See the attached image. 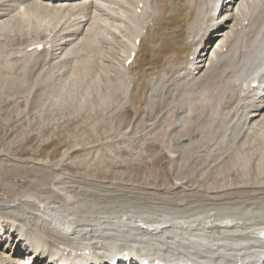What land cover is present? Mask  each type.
<instances>
[{"label":"bare ground","instance_id":"bare-ground-1","mask_svg":"<svg viewBox=\"0 0 264 264\" xmlns=\"http://www.w3.org/2000/svg\"><path fill=\"white\" fill-rule=\"evenodd\" d=\"M80 1H81V3H80ZM219 1H221V2H219ZM256 1H257V3L255 4ZM5 3H4V5H6ZM11 3L16 4V8H17V6L18 7L21 6L22 8L24 7L25 13H27V15L31 14V12H32L33 13L32 15H35V18L36 17L40 18V19L43 18L46 20V17H47V18H49V20H51V22L56 21V24L59 21V19L65 20L67 18L65 20L66 24H67V21H71V24H73L72 25L73 28H72V30H68V32L65 34L64 38H61V36L59 37L58 31H56L54 33L53 39L51 37L46 39L47 37H49V35H48L49 33L48 34H46V32L42 33V31L38 32L40 34H38L36 36L33 44H30L29 46H27L25 48L23 47L22 49H19V51H17V52L15 51L16 52V53L14 52L15 54H13L11 52L13 55H15L14 57H8L6 59L5 58L2 59V57H0L1 58L0 61L2 62V60L5 59L4 64L5 63L8 64V62L13 58L14 62L15 63L17 62L19 64V66H22V65H20L21 63L23 64V66H25V64H29V63L33 62L30 65V67L28 65V68H26V69L31 68L30 71L28 70L29 72L26 73V75H28L27 77H29L32 72H35V71L38 72L39 71V69H37L36 67L40 64L43 65L42 61L47 59L46 62L49 63L51 58L52 57L54 58V56H52V55H54L55 53H53V52L59 51L60 53H58V54L61 55V57L58 56L59 57L58 59H61V60L63 59V57H65L64 55H66L69 58L70 53H72V52L75 53L76 50L72 51L73 49L72 50L70 49L71 50L70 51L69 49L67 50L66 48L68 46H71L70 44H72L73 40H75L74 37L76 35L83 36L86 39H87L86 36H88V37L90 36L91 39H92V37H93V39L95 38L94 42H97V43H96V45L93 43L95 45V48L93 47L94 48L93 51L90 50V47L88 46L90 43L86 40L88 42L87 46L89 47L90 51H92L93 53H96L98 55V56L96 54H95L96 56L94 55V57H97L96 61L97 60L102 61L103 62L102 64H106L105 66L101 65L102 67L98 66V68L96 70L99 71V78H103L102 81H108V83H109L108 85L107 84L105 85V83H104V85H101V86L98 85V86H100L102 89H103V86L110 87L112 89V91L114 89L118 93V94H116V95H118V98H119V96H121L122 100H123L124 97H127L124 99V101L127 102L129 100V102H130V107L127 108L125 106L126 108H125V111L123 112L122 116L120 118L118 117L116 119L115 118L113 119L114 122H118L120 124V126H124V129L122 131H126L129 127H131L132 121L135 120V118L139 119V120H136L139 122V124L144 122L143 125H145V124H147V121H149V120L155 121L157 119L158 115L161 114V112H164L167 116L162 117V119L164 121L161 120V122L163 123L161 125H164V123H165L167 127H170V126H173L172 123H174V119L179 117L178 120L182 121L183 119H185V117L183 115L186 114L187 115L186 116L187 117L186 122L184 120L183 121L187 125L186 128H188V133H186V130H187L186 128H184L185 132H182L183 130L179 131L172 138L173 144L171 143V145L174 146L175 149L176 148H184V150L190 149V151H191V149L196 148L197 144H199V145L202 144V141L204 140L205 130L207 127L210 128L212 125H220V124L225 126L224 123L226 121H228V119L230 117L236 118V120L234 122L232 119H230V121H229V123H231V122L234 123V124H232V125H234L233 132H232V135L234 138L240 136L241 134L245 135L244 127L245 128L246 127L252 128L253 126L256 127L257 125L259 127V124L263 123V121H264V0H252V1H250V0L249 1H247V0H10L9 4H11ZM107 3H108V5L109 4L113 5V7H109L110 5L107 6L106 5ZM251 4H254L253 8L251 7ZM259 4H260L259 9H257V6ZM139 5H141V7H139ZM13 7H14V5H13ZM3 9H5V8H3ZM3 9L1 6V9H0V27L2 26V24H4L3 20L5 19L4 17H6V15H7L6 11ZM26 9L30 12H28ZM251 9H253V10H251ZM255 9H257V12ZM13 10H15V9H13ZM137 10H139V13L137 12ZM13 15H15V14H13ZM25 15L26 14H24V16ZM27 15L25 17H27ZM11 16H12V14H11ZM16 16H19V15H16ZM7 18L9 19V17H7ZM11 18H13V17H11ZM17 18L18 17L12 19V21H15V19H17ZM30 18L28 19V17H27L26 18L27 20L23 18L25 21H28L27 26H29L33 23V20ZM77 18H80L81 20L82 19L83 20L76 22V21H78ZM20 19H22V18L20 17ZM37 20H39V19H37ZM107 20H108V22L110 21L109 24L111 25L112 29H113V27H116L115 31L118 30L117 34H119L118 35L119 37H115V36L113 37L112 35H110L111 33H114V31L111 29H110L111 31L109 30L111 33L108 35L112 36L114 38V40L124 38L128 42L127 44L122 45V54L124 55V57L122 58V63H121V67H120L121 73H119V70H117L115 67H113V61L116 59L115 52L113 51V49L108 48L107 51L104 50L112 44V41L109 40L110 37L104 38L102 36V35H104L105 31H103V26L101 23L106 22ZM65 21H64V23H65ZM5 22H6V20H5ZM16 22H17V20H16ZM20 22H21V20H20ZM20 22H18V23H20ZM74 22H75V25H74ZM13 23L14 22H12V24ZM18 23H15V24H18ZM115 23H119L121 25L117 26V25H115ZM23 24L24 23H22V25ZM52 24H55V22H52ZM5 25L8 26L7 24H4L2 26V28H0L3 32H6V30H3L6 27ZM122 25H124L126 30H124L125 28H123ZM15 26H17V25H15ZM67 26H68V24H67ZM70 27H71V25H70ZM61 28L63 29V27H61ZM66 29L67 28H65L64 30H66ZM15 30L18 31L19 28L15 29ZM7 31H12V30L10 28V30L8 29ZM101 31H103V34L102 35L100 34V36H98V34ZM10 33H12V32H10ZM63 33H65V32H63ZM63 33H62V35H63ZM15 34L16 33L11 34V35H15ZM4 36L5 35H3L2 38H4ZM95 36H97V37H95ZM7 37L9 38V35ZM22 37H23V35H22ZM96 38H97V40H96ZM110 39H112V38H110ZM7 40H9V39H7ZM80 40L81 41H79V40L77 41L78 43L75 42V44H78L79 47L82 45L80 47V49L84 53L86 50H88V49L83 50V48H82L83 45H85L84 43H86V42H83L84 40H82V39H80ZM91 44H90V46H91ZM97 44L99 47L97 46ZM12 45H14V44H12ZM39 45L42 46V49L40 51L37 49V47ZM78 45H76L75 47H77ZM87 46H84V47L86 48ZM32 47H34V48L31 49ZM79 47H78V49H79ZM98 48L100 49V51L98 50ZM2 49L4 50V48H2ZM3 50H0V52L2 51L5 54V53H9L8 51L9 50L11 51L12 49H9V50L7 49V52H4L5 50L4 51ZM65 50L67 52L69 51L68 52L69 55H67L68 53ZM89 50L86 51L87 54H88ZM209 50H211V51L209 52ZM82 52L80 51L79 54ZM3 53L2 54L0 53V55L2 56ZM83 53H82V56L85 57V53H84V55H83ZM12 54H11V56H12ZM32 54H37V55H34V56H37V59L40 57L41 58L38 60L36 58L30 59L31 58L30 55L32 56ZM56 54H57V52H56ZM62 54H64V55H62ZM89 54H90V52H89ZM132 54L134 55L132 58V61L130 64L127 65L126 62L132 57ZM76 56L74 55L73 57L75 58ZM55 57H57V55H55ZM67 57H65V58H67ZM119 58H121V57H119ZM28 59H30L29 63H26V61ZM69 59H71V58H69ZM75 59L77 60V57ZM87 59H89V57H87L85 59H81V60L86 62V61H88ZM71 60H74V59H71ZM76 60H74V61H76ZM83 61H81V63ZM78 62H76V64H75L76 66H77ZM89 62H90V60H89ZM60 64H62V63H60ZM86 64H87V62H86ZM116 64L118 65V63H116ZM87 65H88L87 67H90L89 64H87ZM73 66L74 65H72L71 67H73ZM76 66H74V69H76V68L79 69L80 66L82 67L83 65L78 64L79 67L78 66L76 67ZM3 67H5V65ZM6 68H8V67L6 66ZM84 68H86L85 65H84L83 69ZM94 69H95V66H94ZM14 70H15V68H14ZM40 70H42V68ZM10 71H11V69H10ZM12 71H13V69H12ZM20 72L23 73L21 70H20ZM75 72H77V71L75 70ZM3 73L5 74L6 72H3ZM73 73H74V71H73ZM79 73H80V71H79ZM14 74L17 75L16 73H13V75ZM84 74H83V76H85ZM7 75H9V74H7ZM18 75H21V74H19V72H18ZM76 76H78V75L76 74ZM7 77H9V79L6 78V80L8 79L7 81L11 80L10 76H7ZM21 78L23 79L24 77H21ZM18 79H20V78H18ZM26 79L24 81H26ZM29 80H31V79H29ZM32 81H34V80L32 79ZM0 83H2V82H0ZM255 83H257V86L253 87ZM24 84L27 85L28 82L27 83L24 82ZM98 84H101V83L99 82ZM28 85H31V84H28ZM130 87H132V89ZM110 88H108V89H110ZM124 88H127V91L131 90L132 93L131 92H128V94L126 93L127 96L126 95L124 96V94L122 95L121 89H124ZM112 91H110V92H112ZM129 93L131 94V96H129ZM128 96L131 97V99H129ZM121 97H120V102L123 103L121 100ZM4 103H6V102H4ZM115 103H116V101H115ZM121 103H120V109H121V107H123L125 105V104L121 105ZM230 103H233V105L229 106ZM149 107H151V110L149 112L152 114V111L153 112L155 111L154 114H156V116H153L154 114L149 115V112L146 111V110H149L148 109ZM130 109H132V112H130ZM111 116H113V115H111ZM159 122H160V119L158 120V127H160ZM153 124H155V123H153ZM148 125H150V124H148ZM262 125H264V124H262ZM155 126H152V127H155ZM174 126H176V125H174ZM147 127H149V126H147ZM181 127H184V126L181 125L180 128ZM225 127H227V125ZM228 127H230V125ZM234 129H236V131ZM260 129H261V127H260ZM152 130H154V128ZM166 131H169V129L168 130L166 129L165 132L163 131V133L166 134ZM128 132H129V130H128ZM139 132H136V133H139ZM152 132L154 133V131H152ZM249 132H251V131H249ZM249 132L247 133V135H249ZM110 133H112V132H110ZM132 133H133V131H132ZM136 133H134V134H136ZM146 133H149V132L147 131ZM173 133H174V131H173ZM114 134H111V136ZM124 134H125V132H124ZM126 134L123 136H126ZM156 134L158 135L159 133H156ZM156 134L155 135L151 134V137H152V135H153V137H155ZM140 135H139V138H140ZM166 135H168V133ZM117 136H115V137H117ZM123 136H121V137H123ZM131 136H133V134ZM144 136L146 137V135H144ZM144 136L142 138H144ZM246 136H244V137L246 138ZM113 137L114 136H112V138ZM137 137H138V135H137ZM182 137L188 138L187 144L181 143L183 141V140H181ZM133 138L134 137H132L131 139L133 140ZM139 138H137V139H139ZM142 138H140V139H142ZM149 138H150V136H149ZM241 139H242V137H241ZM156 140H154V142H156ZM142 145H144V144H142ZM161 145H158L157 143L156 144L151 143V141H150V143H147L145 146H142V147H144L143 149L154 150V152H155L156 149L161 148ZM142 147H141V149H142ZM134 148H136V146ZM169 148H171V147L169 146ZM180 150L182 151L183 149H180ZM172 151L170 150V152H172ZM175 152H176V150H175ZM178 153H180V152H178ZM213 153H215V150ZM261 153L262 154L260 156V163L263 162L261 159L264 158V150ZM229 155L231 156V154H229ZM160 156L161 155H159V153L156 155V157H158V158H160ZM156 157H155V159H156ZM180 158L182 159L181 156H180ZM177 159H179V158H177ZM181 159H179V161ZM157 160H159V159H156V161ZM156 161L154 162L155 164H156ZM213 161H212V163H213ZM220 161H223V160L219 159V164H221ZM60 163H61V161L57 164H60ZM227 163H229V162H227ZM227 163L225 162V164H227ZM229 165H231V163ZM44 166H45V164H44ZM221 166L225 167V165H221ZM242 166H246V165H242ZM261 166L264 167V165H261ZM261 166H260V168H261ZM148 167H150V165ZM148 167H146V168H148ZM181 167H180V170H181ZM228 167H230V166H228ZM228 167H225V168L227 169ZM33 168H34V166H33ZM176 168H178V167H176ZM191 168H189V169L192 170L193 168L192 169ZM231 168H234V167H232V165H231ZM25 169H26V167H25ZM27 169H29V168H27ZM148 169H150V168H148ZM182 169H183V167H182ZM196 169H195V171H196ZM203 169L207 170L206 168H203ZM217 169H218V167H217ZM18 170H19V168H18ZM23 170H22V172H23ZM43 170H45V169H43ZM47 170L45 172H48ZM198 170H199V168H198ZM229 170H232V169L229 168ZM241 170H242V168H241ZM241 170H239L240 173L245 174V178H246V176H247L246 173L243 171L241 172ZM169 171L171 172V170H169ZM184 171H188V170H185V168H184ZM204 171H203V173L206 172V171L205 172ZM207 171L209 172V169ZM232 171H230V172H232ZM30 172H33V171H30ZM134 172H136V171H134ZM178 172L179 171H177V173ZM180 172H181V174H183L182 170ZM17 173H18V171H17ZM203 173H201V174H203ZM176 174H174V177ZM187 174L189 175V173H187ZM205 174H207V173H205ZM209 174H211V173H209ZM259 174H260V172H259ZM17 175H19V174H17ZM167 175H170V173ZM190 175L192 176L194 174L191 173ZM45 176L47 177L48 175L46 174ZM46 177H44V178H46ZM219 177H220V175H219ZM261 177H262V175H261ZM30 178L31 177H29V179ZM196 178H197V176H196ZM198 178H202V177L199 176ZM225 178H228V177H225ZM225 178L222 179V177H220V180L221 181L225 180ZM241 178H243V177H241ZM152 179H153V177H152ZM154 179H156V178H154ZM188 179H190V178H188ZM202 179H205V176ZM238 179H240V178H238ZM51 180H52V177H51ZM190 180H192V179H190ZM55 181L56 180L53 181V184ZM159 181H160V179H159ZM23 182H25V181H23ZM46 182H48V181H46ZM152 182L155 183L157 181H155V182L152 181ZM150 183H151V181H150ZM256 183H258V182H256ZM48 184L49 183H47L46 185H48ZM66 184H67V181H66ZM195 184H197V183H194V185ZM23 185H24V183H23ZM188 185H189V181L183 183L181 180L180 186H178L177 189L176 188H174V189H176L175 191H179L178 193L181 192L180 194H182V192L185 193V192L189 191L190 188L193 186V185H191V186H188ZM220 185H221V183H220ZM234 185H236V183ZM246 185H247V183H246ZM258 185H261L260 182L258 183ZM48 186H50V185H48ZM51 186H52V184H51ZM112 186L114 187L115 185H112ZM251 186L253 187V185H251ZM44 187H45V185H44ZM106 187H108V186H106ZM216 188H217V185H216ZM228 188L229 187H226V188L223 187L222 190L218 188V190H220V192L218 190H216V192L218 191V193L219 194L221 193V194L220 195L214 194L212 201L207 200L204 202L205 204L203 203V205H202V206H213L215 208H218L220 206L223 207L222 205H224V204L235 206V209L230 210L227 213L226 212L224 213L223 211L221 212L218 209L219 210L218 211L219 212L218 213V220L219 219L224 220V221L226 220L227 221L226 223L223 224V221H222L220 224L215 223L214 224L215 226H213V223L214 222L218 223L219 221H213L211 223L212 229L215 228V229H217V231H218V229H220V232L221 231L225 232V234H223V232L220 233L224 237V241L218 245L216 244L217 247H216V249L214 248L215 253H205L202 251L197 252V251H194L196 249H194V250L192 249L194 244H179L178 245L177 242L173 243L174 241H172V240L169 241L170 239L167 236L168 231L166 229V228H168V226H166L167 224L165 225L164 221H160V219L158 221H156L155 223H150V224H145L144 222L141 221V219L138 221L136 219L137 222L134 225V227H133L132 223H131L132 225H130L131 227H133V228H131V230H129V229L125 230L124 228H119V227L113 228L112 226L109 229L108 227H106V224L104 225V223H101V224L98 223L96 225H94V224L83 225V227L81 225V227H78V226H74L72 223H70V221H68L66 219L63 221H61V219H60L61 222L55 221V224L52 226V229H49L48 227H44V229L46 230V233H44L45 231L41 232L36 236V238L29 231H27L26 233H25V231H21V233L23 235L20 232H18L19 230L17 232H14V233H16V237L18 239V242L16 243V248L13 251V257H15V258H9V257H7V255L5 256V254H3V252L0 251V264H17V263L18 264H41V262H43V261L45 264H154V262H157V261H159L160 264H264V189H262V190L260 189L262 191L261 194L259 193L260 196L253 198V196H256L255 192H258L259 189L255 188L256 190H251V192H249V190L246 188H245L246 190H242L241 186H234V189L233 188L228 189ZM104 189H106V188H104ZM59 190H61V189H59ZM107 190H109V189L107 188ZM118 190H120V189H118ZM138 190H139V188H138ZM166 190L167 189H165V191ZM168 190H170V189H168ZM212 190L214 191L215 189L212 188ZM67 191H68V189L65 192H67ZM111 191H113V190H111ZM154 191H156V190H154ZM190 191H192V189ZM42 192H43V190H42ZM51 192L52 193H50L49 198L52 197L51 195L53 194L54 191H51ZM104 192H105V190H104ZM109 192H110V190L107 193H109ZM113 192H112V195L114 194ZM198 192H195V193H198ZM141 193H144V191L141 190ZM152 193H154V192H152ZM184 193H183V196H185ZM187 193H189V192H187ZM210 193H211V191H210ZM62 194H64V193H62ZM69 194H70V192H69ZM96 194L97 193H95V195ZM136 194H139V193L136 192ZM145 194H146V192H145ZM190 194H192V193H190ZM251 194H253V195H251ZM86 195H88V194L86 193ZM86 195H84V197H86ZM98 195H100V194L98 193ZM170 195H171V193H170ZM54 196H56V195H54ZM54 196L52 197V199H54ZM76 196L78 197V195L75 194V197H74L75 199H76ZM93 196L91 197L92 201H93ZM115 196H117V195H115ZM143 196H144V194H143ZM149 196L147 197V199L151 197V196L150 197ZM190 196L193 197L194 194H192ZM195 196H194V199L196 198ZM129 197L131 198V196H128L127 198H129ZM157 197H155V198H157ZM164 197H162L161 200ZM205 197H206V195H205ZM207 197H209V196L207 195ZM64 198H65V196L63 197V199ZM173 198H174V196H173ZM181 198H182V196H181ZM112 199H113V197H112ZM142 199L140 201H142ZM174 199H176V198H174ZM186 199H187V197H186ZM227 199H231V201L230 200L227 201ZM249 199H256V201H258L259 203H257V205H254L256 207L249 206V205H247L248 202L246 203V200H249ZM54 200H56V198ZM65 200H66V198H65ZM89 200H90V198H89ZM89 200H87V201H89ZM124 200H125V198H124ZM167 200H168V198H167ZM188 200H190V199H188ZM87 201H86V203H88ZM113 201H114V199L112 200V202ZM118 201H119V198H118ZM144 201L145 200L143 199V202ZM172 201H174V200H171V203H170V201L169 202L167 201V202L172 204ZM191 201H193V200H191ZM222 201H224V203ZM94 202H95V200H94ZM107 202H105V203L110 204L109 202L108 203ZM75 203L76 202L73 201V203H72L73 206ZM126 203L128 204V202H126ZM129 203H131V202L129 201ZM179 203L180 202H178L177 205H179ZM181 203H183V202H181ZM66 204H68V203H66ZM81 204H83L82 201H81ZM63 205H64V203H63ZM75 205H77V204H75ZM129 205H131V204H129ZM151 205H152V203H151ZM186 205H188V204H186ZM84 206H87V204H85ZM123 206H124V204H123ZM148 206L150 207V205H148ZM165 206L167 207L166 204H165ZM44 207H46V206H44ZM62 207L63 206H61V208ZM89 207H92V206H89ZM104 207L105 206H103V208ZM125 207H126V205H125ZM154 207H152V208H154ZM170 207H173V206H170ZM189 207H190V203H189ZM189 207H187V208L189 209ZM111 208H113V207H111ZM113 209H115V206ZM118 209H122V208L119 206ZM165 209L163 208V210H165ZM169 209L170 208H168V210ZM174 209H175V207H173V210ZM192 209H191V211H189V213L194 212V208H192ZM67 210H66V212H67ZM79 210L80 209H78V211ZM87 211L90 212V210H87ZM112 211H114V210H112ZM127 211H128V213L130 212L129 210H127ZM56 212H54V213H56ZM105 212H108V210ZM134 212H136V210H134ZM137 212L141 213L142 210L141 211L138 210ZM159 212H161V211H159ZM187 212L188 211L185 210V213H187ZM75 213H77V212H75ZM102 213L103 212L101 211V214ZM120 213H121V211H120ZM161 213H164V212H161ZM165 213H167V211ZM175 213H176V211H175ZM203 213H204V211H203ZM29 214L30 213H28V215ZM83 214H85V213H83ZM124 214H126V213H124ZM111 215H112V212H111ZM14 216L15 215H13V217ZM16 216H18V215H16ZM76 216H78V215H76ZM81 216H83V215H81ZM105 216H107L106 213H105ZM130 216H132V215H130ZM9 217H10V219L14 220V218H11V216H9ZM19 217H20V215H19ZM24 217H25V215H24ZM95 218H97V217H95ZM113 218L116 219L115 217H113ZM126 218H128V217H126ZM175 218H177V217H175ZM4 219H5V216L2 217V221H4ZM16 219H17V217H16ZM108 219L111 220V218H108ZM186 219H185V221H186ZM34 220H36V219H34ZM83 220L84 219H82V221ZM145 220H147V219H145ZM161 220H163V219H161ZM180 220L182 221L181 218H180ZM205 220H206V218H205ZM122 221H124V220H122ZM129 221H131V220H129ZM201 221H202V219H201ZM21 222H19V224ZM102 222H104V221L102 220ZM204 222H206V221H204ZM128 223H130V222H128ZM128 223L126 225H128ZM199 223H200V221H199ZM19 224H18V222H15L13 226L16 228L17 225L19 227ZM36 224H38L37 221H36ZM115 224H118V222H116ZM124 224H125V221H124ZM204 224H206V223H204ZM177 225H179V224H177ZM11 226L12 225H10V224H6V227H8L9 230L13 233V229H11ZM120 226H121V224H120ZM1 227H2V224H1ZM121 227H123V226H121ZM200 227H202V225H200ZM40 228H39V230H40ZM22 229L25 230V228H22ZM173 229L170 231L173 232L174 231ZM184 231L186 232L185 229H184ZM50 232H52V233H50ZM211 232H212V230H211ZM181 233H184V232L182 231ZM187 233H188V231H187ZM202 233H205V232H202ZM24 234H32V237L28 238V236H26V235L24 237ZM170 234H172V233H170ZM192 234H193V232H192ZM1 235L4 236L5 234L3 232L0 233V240L3 238ZM203 236H204V234H203ZM50 237L52 238V240H50ZM206 237H209V236H206ZM174 239H175V237H174ZM196 239H198V237ZM210 239H211V237H210ZM204 240H205V237H204ZM219 240H221V239H219ZM21 241H23V243L24 242L25 243H24V246L22 245L23 246L22 248H19V247H21V243H22ZM26 241H27V243H26ZM207 241H209V240H207ZM209 242H212V239ZM214 243H216V242H214ZM200 244H199V247L202 245V244L201 245ZM203 245L208 247L209 244L208 245L203 244ZM212 246H214V245H212ZM195 247H197V244ZM199 247H197V248H199ZM199 249H201V248H199ZM202 250H204V249L202 248ZM205 250H206V248H205ZM21 251L22 252L25 251V253L29 254L26 260L21 261V260L17 259V256L22 253ZM28 258H30V259L28 260Z\"/></svg>","mask_w":264,"mask_h":264},{"label":"rangeland","instance_id":"rangeland-1","mask_svg":"<svg viewBox=\"0 0 264 264\" xmlns=\"http://www.w3.org/2000/svg\"><path fill=\"white\" fill-rule=\"evenodd\" d=\"M247 1H249V0H247ZM250 1H252V0H250ZM219 2H221V1H219ZM0 3H1L0 9L2 6V9L5 8L3 10L6 11L7 15L9 14L8 16L6 15V17H4L5 19L3 18L4 24L8 25V26L5 25L6 27L3 29V30H6V32H3L0 29L2 31V32L0 31V34L2 33L3 35L6 36V37L4 36V38H2L3 35L2 34L0 35V50H3L2 48H4L5 51L4 50L3 51L7 52V49L8 50L12 49L11 51L10 50L8 51L9 53H5V54L1 51L0 53L1 54L3 53L2 56L0 55V57H2V59L3 58L6 59L8 57H14L15 55H13V54H15L17 51H19V49H22L23 47L25 48V47L29 46L30 44H33L36 36L38 34H40L38 32L42 31V33L43 32H46V34L49 33L48 34L49 37H47L46 39H48L50 37L53 39L54 33L56 31H58L59 37L61 36V38H64L65 34L68 32V30H72V28H73V26H72L73 24H71V21H67V24H68V26H67L66 21H65L67 18L65 20L59 19L57 24H56V21H52V22H55V24H52L51 20H49V18H47V17H46V20L43 18H41V19L37 18V17L35 18V15H32L33 14L32 12H31V14H28L29 15L28 16L27 13H25L24 7L22 8L21 6H19V7L17 6V8H16V4H14V3L9 4L10 0H4V1L0 0ZM4 3L6 5H4ZM80 3H81V1H80ZM256 3H257V1L255 2V4ZM12 4L14 5V7ZM106 5L109 6L110 4L108 5V3H107ZM253 5L254 4H251L252 8H253ZM259 6H260V4L257 6V9H259ZM109 7H113V5H110ZM139 7H141V5H139ZM13 9H15V10H13ZM257 9H255L256 12H257ZM251 10H253V9H251ZM28 12H30V11H28ZM137 12L139 13V10H137ZM11 14H12V16H11ZM13 14H15V15H13ZM24 14L27 15L28 19L31 17L30 19L33 20V23L31 25L27 26L28 21L24 20L27 18V17H25L26 15L24 16ZM16 15H19L22 19H20V17L16 16ZM7 17H9V19ZM11 17H13V18H11ZM16 17H18V18L15 19V21H12V19H14ZM37 19H39V20H37ZM77 19H78V21H76V22L83 20V19L81 20L80 18H77ZM5 20H6V22H5ZM16 20H17V22H16ZM20 20H21V22H20ZM64 21H65V23H64ZM12 22H14L13 23L14 25L12 24ZM18 22H20V23H18ZM15 23H18V24H15ZM22 23H24L25 25L23 24L24 25L23 26ZM109 23H110V21L108 22V20L106 22L101 23L103 26V31H105V33H104V35H102L103 31H101L98 34V36H100V34H101L104 38H106V37L112 38V39L109 38V40L112 41V44L104 50L107 51L108 48L113 49V51L115 52V56H116V59L114 60L115 62L113 61V67H115L117 70H119V73H121L120 67H121V63H122V58L124 57V55L122 54V45L127 44L128 42L124 38L114 40V38H113L114 36L119 37L118 36L119 34H117L118 30L115 31L116 27H113V29H112V27ZM4 24H2V26ZM15 25H17V26H15ZM70 25H71V27H70ZM74 25H75V22H74ZM115 25L118 26L121 24L115 23ZM2 26L0 28H2ZM122 26H123V28H125L124 25H122ZM61 27H63V29ZM10 28L12 31H7L8 29L10 30ZM17 28H19L18 31L15 30ZM65 28H67L66 29L67 31L64 30ZM110 29L113 30L114 33H111ZM124 30H126V28ZM10 32H12V33H10ZM63 32H65V33H63ZM14 33H16V34L11 35ZM62 33H63V35H62ZM108 34L112 35L113 37L108 35ZM8 35H9V38L7 37ZM22 35H23V37H22ZM86 37H87V39L83 36L76 35L74 37L75 40H73L72 44H70L72 47L68 46L69 48L68 47L66 48L67 50L68 49L69 50L73 49L72 51L76 50L75 53H73V52L72 53L75 56L78 54L76 56L77 60L75 59L76 57L75 58L73 57L74 55L72 53H70V55H69V53H68L69 51L67 52L65 50L68 53V54L67 53L66 54L69 55V58L74 59L76 61L69 59L64 54H62V55L67 57L69 60L65 57H63L62 60L58 59L59 57H61V55L58 54L60 52L55 51V52H53L55 54L52 55V56H54V58L52 57L49 63L46 62L47 59L42 61L43 65L40 64L41 66L38 65L36 67L37 69H39V71L38 72L37 71L32 72L29 77H27L28 75H26V73L29 72L31 68H29V69H26V68H28V65L30 67V65L33 63V62L29 63L30 59H35V58L37 59V56H34L37 54H32V56L30 55L31 58L29 57L30 59H28L26 61V63H29V64H25V66H23V64L21 63L20 65H22L23 67L19 66V64L17 62L15 63L13 58L8 62V64H6V63L4 64L5 59L2 60V62L0 61L1 62L0 63V76H1L0 82H2V83H0V229H1L0 233L3 232L5 234L4 236L1 235L3 238L0 240V251L3 252V254H5V256L7 255V257H9V258H15V257H13V251L16 248V243L18 242V239L16 237V233H14V232H17L19 230L18 232H20V233H21V231H25V233H26L27 231H29L36 238V236L39 233L44 232V231H45L44 233H46V230L44 229V227H48L49 229H52V226L55 224V221L61 222V221L66 219V220L70 221V223H72L74 226H78V227H81V225L83 227V225H89V224L96 225L98 223H100V224L104 223V225L106 224V227H108L109 229L112 226L113 228L119 227V228H124L125 230H128V229L131 230V228H133L134 225L136 224V222L140 219L145 224L155 223L156 221H158L160 219V221H164L165 225L167 224L166 226H168V228H166V229L168 231L167 236L170 239L169 241L172 240V241H174L173 243L177 242L178 245L179 244H194L192 249L193 250L196 249L194 251H197V252L202 251L205 253H215L214 248L216 249L217 245L224 241V237L220 233L223 232V234H225V232L224 231L220 232V229H218V231L215 228H214L215 230L212 229L211 223L213 221H219L218 223L214 222L213 226H215L214 225L215 223L220 224L222 221H223V224L226 223L227 222L226 220L225 221L220 220V219L218 220V213H219L218 211L220 210L221 212L223 211L224 213L225 212L227 213L228 211L235 209V206L224 204L225 206L222 205L223 207L220 206L218 208H215L213 206H202V205L207 200L212 201L214 194L220 195L221 193L220 194L218 193V191L220 192V190H218V188L222 190L223 187L224 188L229 187L228 189H231V188L234 189V186H241L242 190L248 189L249 192H251V190L259 189L258 192H255L256 196H253V198L260 196V194L262 193L261 190L264 189V177H263L264 176V167L261 166V165H264V158L261 159L263 162L260 163V156L262 154L261 152L264 150V125H262V124H264V121H263V123L259 124V127L257 125L256 126L257 128L253 126L252 127L253 129L248 128V127H246L247 128L246 129L244 127L245 131L244 130L243 131H244L245 135L241 134L242 136L240 135V136L234 138L232 135L234 125H232V124H234L233 122L236 120V118L230 117L228 119V121H226L224 123L225 126L227 125V127H225L222 124L212 125L210 128L207 127L205 130L204 140L202 141V144H200V145L197 144L196 148L191 149V151H190V149L184 150V148H176L175 149V147L171 145L172 138L179 131L183 130L182 132H185L184 128H186V126H187L185 124L186 118H187L186 114L183 115L185 117V119H183L185 122L183 120H182L183 122L179 121L178 120L179 117H177L176 119H174V123H172L173 126L167 127L165 123H164V125H161V124H163L161 122V120H163L162 117L167 116L164 112H161V114H159L157 117L158 120L160 119L159 125L161 128L158 127V120L157 119L155 121L154 120L150 121L148 119L149 121H147V124L143 125L144 122L139 124V122L136 121L139 119L135 118V120H133L132 124H131L133 127L130 125L131 127H129L126 131H122L124 129V126H120V124L118 122H114L113 119L114 118L116 119L118 117L120 118L122 116L123 112L125 111V108L130 107V102H129V100L127 101L128 103L126 101H124V99L127 97H124L123 100H122L121 96H119V98H118V95H116L118 93L114 89H113V91H114L113 92L110 87L103 86V89L100 87L101 85H104V83H105V85L106 84L108 85L109 83H108V81H102L103 78H99V71L96 69L98 68V66L102 67L101 65L105 66L106 64H102L103 62L98 61V60H97L98 61L97 62L96 61L97 57H94V55L96 53H93L92 51L95 48V45L97 43V42H94L95 38L93 39V37H92V39H91L90 36L89 37L86 36ZM95 37H97V36H95ZM79 38L84 40L83 42L87 43V44L84 43L85 45H83V47H82L83 50H85V49L89 50V47H90V50H92V51L89 50V52H90V54L88 52L89 55L86 52L88 50H86L84 52L85 57L82 56L83 52L80 49V47L82 45L79 47L78 44H75V42L78 43L77 42L78 40L81 41ZM7 39H9V40H7ZM86 40L90 44L94 43L95 45L93 44L94 45L93 46L91 44V46H92L91 47L90 44L88 45V42ZM96 40H97V38H96ZM12 44H14V45H12ZM76 45H78V46L75 47ZM84 46H87V47L85 48ZM97 46H98V44H97ZM78 47H79V49H78ZM98 50L100 51L99 48H98ZM80 51L82 52V53H80L81 55L79 54ZM210 51L211 50H209V52ZM56 52H57V54H56ZM84 53H83V55H84ZM11 54H12V56H11ZM55 55H57V57H55ZM86 56L89 57V59H87L88 61H86V62H87V64L90 65V67H87L88 65L86 64V62L81 60V59L87 58ZM118 56L121 58H119ZM40 58H38V59H40ZM89 60H90V62H89ZM81 61H83V62L81 63ZM59 62L62 64H60ZM76 62H78L77 66H78V64L79 65L81 64L83 66L82 67L80 66L79 69L76 68L77 67L75 65ZM116 63H118L119 66ZM2 65L3 66L5 65V67H3ZM72 65L76 66L75 67L76 69H74V66L71 67ZM84 65L86 66V68L83 69ZM6 66L8 68H6ZM94 66H95V69H94ZM14 68H15V70H14ZM41 68H42V70H40ZM10 69H11V71H10ZM12 69H13V71H12ZM20 70L23 73H21ZM75 70L77 72H75ZM73 71H74V73H73ZM79 71H80V73H79ZM3 72H6L5 73L6 75ZM18 72L21 75H18ZM13 73H16L17 75H15V74L13 75ZM7 74H9V75H7ZM76 74L78 76H76ZM83 74L86 77L83 76ZM7 76H10L11 80L7 81L9 79V77H7ZM21 77H24V78L22 79ZM6 78H8V79L6 80ZM18 78H20V79H18ZM26 78L27 79L29 78L31 80H29V79L27 80ZM25 79H26V81H24ZM32 79L34 81H32ZM21 82L23 84H24V82H26V83L28 82V84H31V85H28V84H27L28 86L25 84L23 85ZM99 82L101 84H98ZM98 85H100V86H98ZM108 88H110V89H108ZM130 88L132 89V87H130ZM110 91H112V92H110ZM128 92L132 93L131 90L127 91V88L121 89V93H122V95L124 94V96L125 95L127 96ZM129 96H131L130 93H129ZM129 96H128V98L131 99V97H129ZM120 97H121V100L123 103L120 102ZM115 101H116V103H115ZM4 102H6V103H4ZM120 103H121V105L125 104L123 107H121V109H120ZM231 105H233V103L229 104V106H231ZM148 109L149 110H146L147 112H149L151 110V107H149ZM114 111L115 112L117 111V112L115 113ZM130 112H132V109H130ZM154 113H155V111L154 112L152 111V114L149 112V115L150 114L153 115ZM111 115H113V116H111ZM153 116H156V114H154ZM230 119H232L233 122L229 123ZM153 123H155V124H153ZM148 124H150V125H148ZM146 125L149 127H147ZM174 125H176V126H174ZM181 125L184 127L180 128ZM229 125H230V127H228ZM152 126H155V127H152ZM260 127H261V129H260ZM151 128L152 129L154 128V130H152ZM227 128L228 129L230 128L229 129L230 131ZM164 129L165 130L169 129V131H166V134L168 133L169 136L166 135L165 133H163V131L165 132ZM186 129H187L186 133H188V128H186ZM128 130H129V132L130 131L131 132L129 133ZM134 130L136 132H139V131L140 132L136 133ZM234 130L236 131V129H234ZM132 131H133V133H132ZM145 131L146 132L148 131L149 133H146ZM152 131H154V133ZM173 131H174V133H173ZM249 131H251V132H249ZM110 132H112V133H110ZM124 132H125V134L127 133L126 136H123V135H125ZM248 132H249V135H247ZM134 133H136V134H134ZM156 133H159V134L157 135ZM111 134H114V135H112V136H114L113 138H112ZM132 134H133V136H131ZM143 134L146 135L147 138ZM151 134H153V135L156 134V136L153 137V135H152V137H151ZM137 135H138V137H137ZM139 135H140V138H142L143 136H144V138L140 139ZM115 136H117V137H115ZM121 136H123V137H121ZM149 136H150V138H149ZM244 136H246V138ZM132 137H134L133 140L131 139ZM241 137H242V139H241ZM137 138H139V139H137ZM154 140H156V142H154ZM181 140H183L181 142L182 144L188 143L187 137H182ZM150 141H151V143H154V144H156V143L158 145L162 144L161 148L156 149L155 152H154V150L143 149L144 147H142V146H145L147 143H150ZM142 144H144V145H142ZM135 146H136V148H134ZM169 146L171 148H169ZM141 147H142V149H141ZM180 149H183L184 151L183 150L181 151ZM170 150L171 151L173 150V151L170 152ZM175 150L177 153L175 152ZM214 150H215V153H213ZM178 152H180V153H178ZM158 153H159V155H161L160 158H158L159 156L156 157V155ZM229 154H231V156ZM180 156L182 157V159L180 158ZM155 157H156V159H159V160L156 161ZM176 157L181 159V160L179 161V159H177ZM219 159L223 160V161H220L221 164H219ZM60 161H61V163L57 164ZM155 161H156V164L154 163ZM212 161H213V163H212ZM225 162L226 163L229 162V163L225 164ZM230 163H231L232 167H234L235 169L231 168V165H229ZM44 164H45V166H44ZM32 165L34 166V168ZM149 165H150V167H148ZM221 165H225V167H228V166H230V167H228L226 169L225 167H223ZM242 165H246V166H242ZM181 166L183 167V169ZM260 166H261V168H260ZM25 167H26V169H25ZM146 167H148L150 169H148ZM176 167H178L179 169ZM180 167H181L182 172L184 171V168H185V170H188V171H184L183 174H181ZM217 167L219 170L217 169ZM18 168L20 171L18 170ZM27 168H29V169H27ZM189 168H191L192 170H190ZM198 168H199V170H198ZM203 168H206L207 170L209 169V172ZM229 168L232 170L234 169V170L233 171L229 170ZM241 168H242V170H241ZM43 169H45V170H43ZM195 169H196V171H195ZM22 170H23V172H22ZM46 170L48 172H45ZM169 170H171V172ZM239 170H241V172L243 171L246 173V175H247L246 178H245V174L240 173ZM17 171H18V173H17ZM30 171H33V172H30ZM134 171H136V172H134ZM177 171H179V172L177 173ZM203 171L207 174L203 173ZM230 171H232V172H230ZM259 172L262 175V177L259 174ZM169 173H170V175H167ZM187 173H189V175ZM191 173L194 174L195 176L192 175L193 176L192 177L190 175ZM201 173H203V174H201ZM209 173H211V174H209ZM17 174H19V175H17ZM46 174L48 175L47 177L45 176ZM174 174H176L178 177L176 175L174 177ZM219 175H220V177H222V179L225 177H228V178H225V180L221 181ZM43 176L46 178H44ZM196 176H197V178H196ZM199 176L202 178H204V176H205V179L198 178ZM240 176L243 178H241ZM29 177H31L30 178L31 180L29 179ZM51 177H52V180H51ZM152 177H153V179L154 178H156V179L153 180ZM188 178H190L192 180L194 179V180L192 181ZM238 178H240V179H238ZM159 179H160V181H159ZM54 180H56L55 181L56 183L54 182V184H53ZM149 180L151 181V183ZM181 180L183 183L189 181L188 186L193 185L190 188V190L192 189V191L189 190V191H187L189 193L185 192L186 194L184 192H182V194H180L181 192L178 193L179 191H175L178 188V186H180ZM23 181H25V182H23ZM46 181H48V182H46ZM66 181H67V184H66ZM152 181H154V182L157 181V182L153 183ZM256 182H258V183L260 182L261 185H258V183H256ZM23 183H24V185H23ZM47 183H49L48 185H50V186L46 185ZM194 183H197V184L194 185ZM220 183L223 187L220 185ZM235 183H236V185H234ZM246 183H247V185H246ZM51 184H52V186H51ZM44 185H45V187H44ZM112 185H115V186L113 187ZM216 185H217V188H216ZM251 185H253V187ZM106 186H108V187H106ZM104 188H106V189H104ZM107 188L110 190L109 193H107L109 191V190H107ZM138 188H139V190H138ZM174 188H176V189H174ZM212 188L215 189L214 190L215 192H216V190H218V191L215 193L212 190ZM59 189H61L63 192ZM67 189H68V191L65 192ZM118 189H120V190H118ZM165 189H167V190L170 189V190L165 191ZM42 190H43V192H42ZM104 190H105V192H104ZM111 190H113L114 192ZM141 190L144 191V193H141ZM154 190H156V191H154ZM51 191H54L51 196L53 197L54 195H56V196H54V199L56 198V200L52 199V197L49 198L50 193H52ZM198 191L199 192L201 191V192L199 193ZM210 191H211V193H210ZM69 192H70V194H69ZM94 192L97 194L95 195ZM112 192L114 193L113 195H112ZM136 192L139 194H136ZM145 192H146V194H145ZM152 192H154V193H152ZM195 192H198V193H195ZM62 193H64V194H62ZM86 193L89 196L86 195ZM98 193L100 195H98ZM163 193L164 194L166 193V194L164 195ZM170 193H171V195H170ZM183 193L185 196H183ZM190 193L194 194V196L196 195L195 196L196 198L194 199V196L193 197L190 196V195H192ZM75 194L78 195V197L76 196V199L74 198ZM143 194H144V196H143ZM84 195H86V197H84ZM115 195H117V196H115ZM205 195H206V197H205ZM207 195L210 198L207 197ZM251 195H253V194H251ZM64 196H65L66 200H65V198L63 199ZM92 196H93V201L91 198ZM128 196H131V198L130 197L127 198ZM148 196L150 198L147 199ZM173 196L176 199H174ZM181 196H182V198H181ZM112 197L114 199L113 202H112V200H113ZM155 197H157L159 200ZM162 197H164V198L161 200ZM186 197H187V199H186ZM89 198H90V200H89ZM118 198L122 204L118 201ZM124 198H125V200H124ZM142 198L145 200L144 202H143ZM167 198H168V200H167ZM169 198L171 200H174V201H172V204H170L171 200ZM141 199H142V201H140ZM188 199H190V200H188ZM87 200H89V201H87ZM94 200H95V202H94ZM191 200H193V201L195 200V201L193 202ZM229 200L231 201V199H227V201H229ZM73 201L76 202L75 204H77V205L74 204V206H73V204H72ZM81 201L83 204H81ZM86 201L88 203H86ZM107 201L110 204H106L105 202H107ZM129 201L131 203H129ZM167 201L168 202L170 201V203H168ZM126 202H128V204ZM178 202H180L179 205H177ZM181 202H183V203H181ZM222 202L224 203V201H222ZM63 203L66 207L63 205ZM66 203H68V204H66ZM151 203H152V205H151ZM189 203H190V207H189ZM246 203L249 206L256 207L254 205H257V203H259V202L256 201V199H249V200H246ZM85 204H87L88 207L84 206ZM123 204H124V206H123ZM129 204H131V205H129ZM165 204L167 205L168 208H170L169 210L165 206ZM186 204H188V205H186ZM125 205H126V207H125ZM148 205H150L151 208ZM44 206H46V207H44ZM61 206H63V207L61 208ZM89 206H92V207H89ZM103 206H105V207L103 208ZM114 206H115V209H113ZM119 206L123 210L118 209ZM170 206L175 207V209L173 210V207H170ZM111 207H113V208H111ZM152 207H154V208H152ZM187 207H189V209ZM191 207L194 208V212H190L191 213L190 214L189 211H191V209H192ZM77 208L80 209L79 210L80 212L78 211ZM163 208L164 209L166 208L167 210L166 209L163 210ZM184 209L188 212L185 213ZM66 210L68 213L66 212ZM87 210H90V212ZM100 210L103 212L102 214H101ZM107 210H108V212H105ZM112 210H114V211H112ZM127 210H129L130 212L128 213ZM134 210H136V212H134ZM138 210H140V211L142 210V212H141L142 214L140 212L138 213L137 212ZM120 211H121V213H120ZM159 211L164 212V213H161ZM166 211H167V213H165ZM175 211H176V213H175ZM203 211H204V213H203ZM54 212H56V213H54ZM75 212H77V213H75ZM111 212H112V215H111ZM28 213H30L29 214L30 216L28 215ZM83 213H85V214H83ZM105 213L108 217L105 216ZM124 213H126V214H124ZM8 215L11 216V218H14L15 221L13 219H10V217ZM13 215H15V216L13 217ZM16 215H18V216H16ZM19 215H20V217H19ZM24 215H25V217H24ZM76 215H78V216H76ZM81 215H83V216H81ZM130 215H132L133 217ZM4 216H5V219H4V221H2V217H4ZM16 217H17V219H16ZM95 217H97V218H95ZM113 217H115L116 219H114ZM126 217H128V218H126ZM175 217H177V218H175ZM108 218H111V220ZM180 218L182 219V221L180 220ZM205 218H206V220H205ZM34 219H36V220H34ZM60 219H61V221H60ZM82 219H84L83 220L84 222L82 221ZM136 219H137V221H136ZM145 219H147V220H145ZM161 219H163V220H161ZM185 219H186V221H185ZM201 219H202V221H201ZM102 220L104 222H102ZM122 220L125 221V224H124V221H122ZM129 220H131V221H129ZM36 221L38 224H36ZM199 221H200V223H199ZM204 221H206V222H204ZM15 222H18V224H19V222H21L19 224V227H18V225L16 226L17 229L13 226ZM116 222H118V224H115ZM128 222H130V223H128ZM127 223H128V225H126ZM131 223L133 224V227L130 226V225H132ZM204 223H206V224H204ZM1 224H2V227H1ZM6 224L12 225L11 229H13L14 234L9 230L8 227H6ZM120 224L123 227H121ZM177 224H179V225H177ZM200 225H202V227H200ZM22 228H25V230ZM39 228L41 231L39 230ZM172 229L174 230L173 232L170 231ZM184 229L186 230V232L184 231ZM181 230L184 233H181L182 232ZM211 230H212V232H211ZM187 231H188V233H187ZM192 232L194 235L192 234ZM202 232H205V233H202ZM50 233H52V232H50ZM170 233H172V234H170ZM32 234H24V237H25V235L28 236V238L32 237ZM203 234H204V236H203ZM206 236H209V237H206ZM51 237H50V240H52ZM174 237H175V239H174ZM197 237H198V239H196ZM204 237H205V240H204ZM210 237L212 239V242H209V241H211ZM206 239L209 241H207ZM219 239H221V240H219ZM21 242H22L21 247H19V248H22L24 246V243H25V242L23 243V241H21ZM214 242H216V243H214ZM26 243H27V241H26ZM200 243L202 245L203 244H205V245L209 244L210 246L208 245V247H209L208 248L207 246L203 245L206 248V250H205V248ZM196 244H197V247H199V244H200L201 246L199 248H201V249L195 247ZM212 245H214V246H212ZM202 248L204 250H202ZM28 255H29L28 253H25V251H23L20 255L17 256V259L21 260V261L26 260ZM29 259L30 258H28V260ZM41 264H45L44 261L41 262Z\"/></svg>","mask_w":264,"mask_h":264}]
</instances>
